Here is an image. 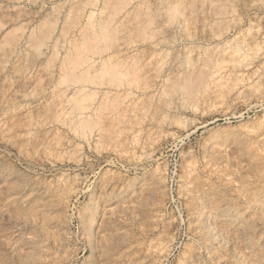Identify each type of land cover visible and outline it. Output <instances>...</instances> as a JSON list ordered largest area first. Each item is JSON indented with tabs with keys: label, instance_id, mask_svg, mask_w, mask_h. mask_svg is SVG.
Returning a JSON list of instances; mask_svg holds the SVG:
<instances>
[{
	"label": "rangeland",
	"instance_id": "obj_1",
	"mask_svg": "<svg viewBox=\"0 0 264 264\" xmlns=\"http://www.w3.org/2000/svg\"><path fill=\"white\" fill-rule=\"evenodd\" d=\"M89 1L92 20H107L104 32L83 46L92 31ZM162 1L0 0L8 11L0 13V46L6 44L0 47V264H264V214L254 205L264 198V99L206 101L202 78L189 93L169 89L185 96L169 111L153 74L157 54L169 48L155 46L147 27ZM172 1L171 10L190 13L195 28L174 45L182 62L201 58L202 67L205 59L226 56L220 52L226 40L263 36L264 0ZM16 6L31 16L19 40V22L4 23ZM49 28L56 41L51 83L33 76L22 97H11L17 82L10 73L21 66L25 44ZM117 53L128 56L119 65L126 76L103 74L119 60ZM27 56L36 59L35 52ZM67 56L71 67L88 56L111 59L103 72L71 71L61 80ZM70 83L89 92L65 91L72 113L81 114L78 122L52 105V88Z\"/></svg>",
	"mask_w": 264,
	"mask_h": 264
},
{
	"label": "bare ground",
	"instance_id": "obj_2",
	"mask_svg": "<svg viewBox=\"0 0 264 264\" xmlns=\"http://www.w3.org/2000/svg\"><path fill=\"white\" fill-rule=\"evenodd\" d=\"M13 1V0H12ZM153 1L154 3L157 0H150ZM161 1V0H158ZM174 1V0H173ZM172 1V2H173ZM213 1V0H212ZM209 1V2H212ZM224 1V0H223ZM226 1V0H225ZM234 1V0H233ZM232 1V2H233ZM20 2V1H19ZM27 2V1H26ZM131 2V1H130ZM135 2V1H134ZM142 2V1H140ZM216 2V1H215ZM218 2V1H217ZM244 2V1H243ZM248 2V1H246ZM13 3V2H12ZM28 3V2H27ZM127 3V2H126ZM219 3V2H218ZM240 3V2H238ZM242 3V2H241ZM250 3V2H249ZM32 4V3H31ZM39 4V3H38ZM107 4V2H106ZM141 4H145V1ZM158 4V3H157ZM162 10L159 12V15L155 17V21L152 23H147L149 26L148 29L151 30L156 36V41L154 43L155 46L159 47H166L169 48V50L162 51L161 53H158L155 68L153 72L155 80L160 84V93H164L167 95L164 97L162 100V103L169 109V111L174 109V105L176 102H184L183 100L185 99L184 93H172L171 91L169 92V89L174 88L175 86H178L179 89H184L185 92L189 93V87L191 83H197L198 79L202 81V92H205V99L206 101H213L214 103L218 105H223L228 102L235 101L237 99H242L244 100L248 99V97H254L257 100H263L264 99V61H261V63L256 67L255 70H253L250 74H245L243 71L247 70L248 68H252V65L257 62L258 59L263 58L264 59V32L263 36L259 38V40H256V38L253 36H250L248 38L242 36V40L239 42L235 41H229L226 40L225 42L222 43L220 47V52L223 53V55L226 54V56H220L215 58L214 60H211L210 58L207 60L205 59L204 62L202 61L201 65L204 67H208V70L206 74L202 73V67H199L197 65V62L201 59H194L193 62H182L178 58V53L174 45L176 44L177 41L181 40H188L189 37H191L192 29L193 27V18L191 17L190 13H184L180 11H175L171 10L173 9L170 6V3L168 0L162 1ZM179 4V3H178ZM213 4V3H212ZM220 4V3H219ZM225 4V3H224ZM237 4V3H236ZM257 4V3H256ZM5 5V4H4ZM25 5V4H24ZM40 5V4H39ZM88 5L90 6V11L88 13L89 21L91 22L88 24L90 26L89 29L90 31L87 36H85L83 41V46L87 41L94 39L104 32L105 25L107 18L104 16L105 21L101 22H95L93 18L94 16V11L91 8L94 3L92 1H89ZM215 5V3H214ZM240 5V4H239ZM246 5V3H245ZM8 6V5H7ZM44 6V5H43ZM126 7V5H123ZM151 6V5H150ZM157 6V5H156ZM181 6V5H180ZM229 6V5H228ZM247 6V5H246ZM38 7V6H37ZM97 7V6H96ZM146 7V6H145ZM148 7V6H147ZM174 7V6H173ZM177 7V6H176ZM215 7V6H214ZM225 7V6H224ZM223 7V8H224ZM238 7V6H237ZM248 7V6H247ZM9 8V7H8ZM15 8H18V12L14 16H8L5 18L4 23L9 24V23H16L19 22L22 27V32L20 36L18 37L17 40H19L22 37V33L27 30L28 28V21L31 16H27L24 13L20 12L21 6H16ZM153 8V7H152ZM151 8V9H152ZM157 8V7H156ZM175 8V7H174ZM185 8V7H184ZM218 8V7H217ZM92 9V10H91ZM102 9V7H101ZM131 9V8H130ZM129 9V10H130ZM147 9V8H146ZM226 9V8H225ZM224 9V10H225ZM234 9V8H233ZM6 6L0 5V13L5 12L7 13L8 11ZM28 10V9H27ZM154 9L153 11H155ZM189 10V9H187ZM214 10V9H213ZM211 10V11H213ZM216 14H217V9ZM222 10V9H221ZM228 10V9H227ZM241 10V9H240ZM98 11V10H97ZM126 11V10H125ZM146 11V10H145ZM192 11V10H191ZM229 11V10H228ZM232 11V10H230ZM243 11V10H241ZM35 12V11H34ZM110 12V11H109ZM129 12V11H128ZM188 12V11H187ZM193 12V11H192ZM195 12V11H194ZM219 12V11H218ZM223 12V11H221ZM38 13V12H37ZM86 13V12H85ZM103 12H100L102 14ZM225 13V12H223ZM109 14V13H108ZM114 14V13H113ZM112 14V15H113ZM195 14V13H194ZM194 14L193 17H194ZM227 14V13H226ZM33 15V14H32ZM65 15V13H64ZM214 15V14H213ZM38 16V15H37ZM66 16V15H65ZM121 16V15H120ZM123 16V15H122ZM143 14L141 15L142 18ZM146 17V15H144ZM143 16V17H144ZM212 16V15H211ZM223 16V15H221ZM231 16V15H230ZM237 16V14H236ZM63 17V16H61ZM144 17V18H145ZM148 17V16H147ZM214 17V16H213ZM226 17V16H225ZM225 17H223L225 19ZM1 18V17H0ZM37 18V17H36ZM41 18V17H40ZM39 18V20H40ZM44 18V17H43ZM121 18V17H120ZM140 18V19H141ZM151 18V16H150ZM157 18V19H156ZM212 19V18H211ZM229 19V18H228ZM236 19V17H235ZM1 20V19H0ZM37 20V21H39ZM111 20V19H110ZM113 20V19H112ZM195 20V19H194ZM218 20V18H217ZM36 21V20H35ZM137 21V20H136ZM199 21V20H198ZM230 21V20H229ZM237 21V20H236ZM108 22V21H107ZM228 22V21H227ZM40 23V21H39ZM86 23V22H85ZM128 23V22H126ZM196 23V22H195ZM263 23V22H262ZM41 24V23H40ZM133 24V23H131ZM136 24V23H135ZM197 24V23H196ZM195 24V25H196ZM234 24V23H233ZM38 25V23H37ZM51 25V24H50ZM55 25V24H54ZM86 25V24H85ZM84 25V26H85ZM112 25V24H111ZM115 25V24H114ZM205 25V24H204ZM10 26V25H9ZM12 26V25H11ZM15 26V25H14ZM13 26V27H14ZM40 26V25H39ZM134 26V25H133ZM211 26V25H210ZM253 26V25H252ZM16 27V26H15ZM19 27V26H18ZM42 27V26H41ZM40 27V28H41ZM47 27V26H46ZM107 27V26H106ZM146 27V28H147ZM196 27V26H195ZM17 28V27H16ZM36 28V27H35ZM56 28V27H55ZM224 28V27H223ZM6 29V28H5ZM8 29V28H7ZM39 29V28H37ZM42 29V28H41ZM48 29V28H47ZM145 29V28H144ZM195 29V28H194ZM193 29V30H194ZM238 29V28H237ZM36 30V29H35ZM86 30V29H85ZM109 30V29H108ZM198 30V29H197ZM263 30V29H262ZM12 31V30H11ZM16 32L19 31V28L15 30ZM14 31V32H15ZM21 31V30H20ZM31 31V30H30ZM29 31V32H30ZM87 31V30H86ZM128 31V30H127ZM249 31V30H248ZM32 32V31H31ZM37 33V30L35 31ZM82 32V31H81ZM107 32V31H106ZM105 32V33H106ZM146 32V31H145ZM149 32V31H148ZM147 32V33H148ZM149 32L150 34H152ZM246 32V30H245ZM4 33V32H3ZM12 33V32H11ZM39 33V32H38ZM56 33V32H55ZM240 33V32H239ZM19 34V33H18ZM32 34V33H31ZM126 34V33H125ZM153 34V35H154ZM252 34V33H251ZM255 34V33H254ZM3 35V34H1ZM35 35V34H34ZM257 35V34H256ZM18 36V35H16ZM38 36V35H37ZM54 30L49 28L44 34H40L39 37L35 38L34 42H30L28 44H25V48L22 54V56H19V61L21 63L18 64L20 67L17 70L12 71L10 73V77L14 79L17 82V86L15 89L11 90L10 96L14 98H20L23 96L24 88L28 87L33 84L34 78L33 76L37 77V80L40 81L45 86H48L51 83L52 77L50 73V66L49 61L52 59V56L56 54L54 52L55 50V39H54ZM103 37V34L101 35ZM194 36V35H193ZM200 36V35H199ZM207 36V34H206ZM227 36V35H226ZM245 36V35H244ZM6 37V36H4ZM32 37V35H31ZM34 37V36H33ZM119 37V36H118ZM124 37V36H123ZM153 38V36H151ZM216 37V36H215ZM234 37V36H233ZM237 37V36H236ZM7 38V37H6ZM10 38V37H9ZM16 38V37H15ZM57 38V37H56ZM200 38V37H199ZM212 38V37H211ZM223 38V37H222ZM238 38V37H237ZM3 39V38H2ZM13 38H10V40ZM26 39V38H25ZM29 39V37H28ZM68 39V38H67ZM66 39V40H67ZM103 39V38H102ZM231 39V38H230ZM7 40V39H6ZM74 40V39H73ZM225 40V39H224ZM5 41V40H4ZM16 41V40H15ZM14 41V43H15ZM23 41V40H22ZM62 41V40H61ZM125 41V40H124ZM217 41V40H216ZM3 42V41H2ZM13 42V41H11ZM25 42V41H24ZM121 42V41H120ZM129 43V42H128ZM149 43V42H148ZM214 43V42H213ZM18 44V43H17ZM20 44V43H19ZM18 44V45H19ZM191 44V43H190ZM6 46V44H4ZM8 45V43H7ZM17 45V46H18ZM59 45V44H58ZM80 45V44H79ZM4 46V48H5ZM13 44H10L9 47L7 48V51H9L7 54L9 55L11 53V50L14 49ZM24 46V45H23ZM74 48L75 45H73ZM82 46V45H81ZM79 46L80 48H82ZM115 46V45H114ZM142 46V45H141ZM198 46V45H197ZM210 46V45H209ZM1 47V46H0ZM22 47V46H21ZM78 47V48H79ZM2 48V47H1ZM2 48V50L4 49ZM62 48V47H61ZM68 48V47H67ZM151 48V47H150ZM197 48V47H196ZM19 49V48H18ZM71 49V47H70ZM124 49V48H123ZM162 49V48H161ZM184 49V48H183ZM198 49V48H197ZM1 50V52H2ZM63 50V49H61ZM72 50V49H71ZM155 50V49H154ZM20 51V50H19ZM59 51V50H58ZM76 51V50H75ZM85 51V50H84ZM81 50V52H84ZM100 51V50H99ZM97 51V52H99ZM112 51V50H111ZM198 51V50H197ZM208 51V50H207ZM0 52V54H1ZM32 52L36 53V59L34 60H28L27 58L28 54H31ZM62 52V51H61ZM86 52V51H85ZM96 52V53H97ZM128 52H131L128 50ZM183 52V51H182ZM13 53V52H12ZM65 53V52H64ZM63 53V54H64ZM75 53V52H74ZM189 53V52H188ZM191 53V52H190ZM202 53V52H201ZM216 53V51H215ZM76 54V53H75ZM79 54V53H78ZM77 54V55H78ZM111 54V52H110ZM120 53H117L118 55ZM128 54V53H127ZM204 54V53H203ZM4 55V54H3ZM13 55V54H12ZM67 55V54H66ZM69 55V54H68ZM81 55V54H80ZM187 56V54H185ZM184 55V56H185ZM216 55V54H215ZM2 56V55H1ZM10 56V55H9ZM84 56V55H83ZM82 56V57H83ZM90 56V55H89ZM87 57L84 59V61H81L79 64H73L71 67L70 65V55L69 57L67 56V59H64L65 61L62 63V68L60 69V74H61V80L67 75H69V72H73L74 75L78 73H84L85 75L91 74V72L95 71H102L103 72V67L106 63H108V59L110 60L111 57H99V60L97 61L96 58L93 57ZM140 56V55H139ZM149 56V55H148ZM182 58V55H180ZM209 56V55H208ZM15 57V56H13ZM114 57V56H113ZM116 57V56H115ZM119 60L114 64V66L110 69H105L106 71L103 74L111 73L112 75L116 76H124L125 75V70L124 69H119L120 64H122L121 59L125 60L124 58H127L128 56L124 55H118ZM117 58V57H116ZM148 58V57H147ZM155 58V57H154ZM75 58L72 60L74 61ZM83 59V58H81ZM115 59V58H114ZM113 59V60H114ZM139 59V58H138ZM3 60V59H2ZM6 60V59H5ZM11 60V59H10ZM116 60V59H115ZM135 60V59H134ZM72 61V63H73ZM12 62H14L12 60ZM110 62V61H109ZM152 62V61H150ZM259 62V61H258ZM114 63V62H112ZM136 63V62H135ZM144 63V62H142ZM146 63V62H145ZM4 64V63H3ZM111 64V63H110ZM70 65V66H69ZM109 65V64H107ZM112 65V64H111ZM140 65V64H139ZM17 67V66H16ZM55 67V66H54ZM255 67V66H254ZM105 68V67H104ZM2 69V68H1ZM0 69V70H1ZM147 69V68H146ZM14 70V69H13ZM56 71V70H55ZM131 71V70H130ZM9 73V72H8ZM109 73V74H110ZM4 74V73H3ZM102 74V73H100ZM111 75V76H112ZM137 75V74H136ZM205 75V76H204ZM73 77L72 75H70ZM82 76V75H81ZM93 76V75H92ZM103 76V75H102ZM126 76V75H125ZM139 76V75H138ZM59 77V76H58ZM59 77V78H60ZM95 77V76H94ZM108 77V76H107ZM2 78V77H1ZM75 78H80L75 77ZM110 78V77H109ZM74 79V77L72 78ZM61 80L58 82L60 85ZM81 80V79H80ZM90 80V79H89ZM96 80V79H95ZM197 80V81H196ZM114 81V80H113ZM112 81V82H113ZM99 82V81H98ZM111 82V84H112ZM116 82V81H115ZM86 83V82H84ZM89 83V82H88ZM87 83V84H88ZM108 83V82H107ZM155 83V82H154ZM35 84V83H34ZM92 84V82H91ZM94 84V83H93ZM99 84V83H98ZM105 84V83H104ZM135 84V83H134ZM198 84V83H197ZM196 84V85H197ZM97 85V84H96ZM110 85V84H109ZM139 85V83H138ZM141 85V84H140ZM189 85V86H188ZM192 85V84H191ZM195 85V88H196ZM57 86V85H56ZM137 86V85H136ZM142 86V85H141ZM158 86V85H157ZM188 86V87H187ZM194 86V85H193ZM199 86V85H198ZM146 87V86H145ZM153 87V86H152ZM49 89V88H48ZM68 89H72L73 93L75 94H81L84 95L87 93L86 91V86L84 85H75L74 83H70L65 85L64 87H53L51 90V100H52V105L55 110H58L61 112V114H66L69 116L70 120L74 122L80 121L82 119L81 114H73L72 110L74 108L73 103L69 102L70 101V96L65 95V91ZM140 90V89H138ZM42 91V90H41ZM133 92V91H132ZM89 93V92H88ZM87 93V94H88ZM72 94V93H70ZM86 94V95H87ZM141 94V93H140ZM157 94V93H156ZM133 95V94H132ZM190 95V94H189ZM130 96V95H129ZM154 96V95H153ZM188 96V94H187ZM204 96V95H203ZM25 97V96H24ZM42 97V96H41ZM99 98V97H98ZM154 98V97H153ZM82 99V98H81ZM125 99V98H124ZM190 99V98H189ZM188 99V100H189ZM255 99V100H256ZM21 100V99H20ZM50 100V101H51ZM84 100V99H83ZM154 100V99H153ZM192 100V99H191ZM190 100V101H191ZM157 101V99H156ZM36 102V101H35ZM130 102V101H129ZM194 102V101H193ZM195 103V102H194ZM75 105V104H74ZM227 105V104H226ZM179 106V105H178ZM214 106V104H213ZM181 107V105H180ZM220 107V106H219ZM189 108V107H188ZM215 108V107H213ZM79 111V110H78ZM221 111V110H220ZM29 113V112H28ZM180 113V112H179ZM182 113V112H181ZM172 114V113H171ZM57 115V114H56ZM177 115V114H176ZM175 115V116H176ZM179 117V116H178ZM67 118V117H66ZM62 119V118H61ZM87 119V118H86ZM93 119V118H92ZM167 120V119H166ZM170 122V121H169ZM87 123H89L87 121ZM67 124V123H66ZM80 124V123H79ZM86 124V123H85ZM92 124V123H91ZM145 124V123H144ZM152 124V123H151ZM75 126V125H74ZM94 126V124H93ZM155 126V125H154ZM2 128V127H1ZM83 129V128H82ZM263 129V128H262ZM153 130V129H152ZM31 133V132H30ZM242 133V132H241ZM263 133V132H262ZM79 134V133H78ZM168 135V134H167ZM74 136V134H73ZM89 136V134H88ZM259 136V135H258ZM252 137V136H251ZM134 140V139H133ZM65 141V140H64ZM136 142V141H135ZM65 143V142H64ZM69 143V142H68ZM259 145V144H258ZM138 146V145H137ZM264 146V145H263ZM64 148V147H63ZM62 148V149H63ZM61 149V148H60ZM61 149V150H62ZM264 149V148H263ZM71 152V151H70ZM148 154V153H147ZM40 156V155H39ZM42 157V156H41ZM48 159V158H47ZM144 160V159H143ZM39 162V161H38ZM39 164V163H38ZM41 164V163H40ZM83 167V166H82ZM194 169V168H193ZM145 170V169H144ZM29 171V169H28ZM150 177V176H149ZM191 181V180H190ZM255 181V180H254ZM150 183V182H149ZM154 185V184H153ZM159 185V184H158ZM244 185V184H243ZM107 186V185H106ZM145 193V192H144ZM159 195V194H158ZM139 200V199H138ZM260 201V203H254V205H262L260 206V213L264 214V198L262 199H256L254 202ZM224 205V204H223ZM226 205V204H225ZM253 205V204H252ZM228 207V206H227ZM254 206H250L252 208ZM120 208V207H119ZM218 210V208H216ZM221 210V209H220ZM227 211V210H226ZM231 211V210H230ZM234 211V210H233ZM222 212V211H221ZM239 212V211H238ZM219 213V212H218ZM238 214V213H237ZM244 217V216H243ZM201 218V217H200ZM203 218V217H202ZM234 218V217H233ZM224 219V218H223ZM228 220V218L226 217ZM239 219V217H238ZM116 220V219H115ZM194 220V219H193ZM225 220V219H224ZM241 220V219H240ZM234 222V221H233ZM134 223V222H133ZM235 224V223H233ZM254 225V224H253ZM231 226V225H230ZM261 227V226H260ZM128 228V227H127ZM116 230V229H115ZM256 231V230H255ZM248 232V231H247ZM125 233V232H124ZM233 234V233H232ZM252 234V233H251ZM264 234V233H263ZM244 235V234H243ZM98 237V236H97ZM246 239V238H245ZM196 240V239H195ZM253 241V240H252ZM264 241V240H263ZM197 242V241H196ZM243 242V241H242ZM261 241H259L260 244ZM218 244V242H216ZM256 244V243H254ZM253 245V244H252ZM220 246V245H219ZM193 247V246H192ZM205 247V246H204ZM256 245H255V250H256ZM205 249V248H204ZM254 249V248H253ZM260 249V247H259ZM236 250V249H235ZM252 250V249H251ZM200 251V249L198 250ZM262 251V250H261ZM264 251V250H263ZM264 253V252H262ZM223 254V253H222ZM253 254V253H252ZM257 254V253H256ZM205 256V255H204ZM263 256V255H262ZM248 257V256H247ZM256 258V256L254 255ZM234 258V257H233ZM250 258V257H249ZM247 258V259H249ZM259 258V256H258ZM257 258V259H258ZM264 259V258H261ZM234 260V259H233ZM255 259H253L254 261ZM123 261V260H122ZM187 261V260H186ZM211 261V260H210ZM238 262V261H236ZM252 263V262H251Z\"/></svg>",
	"mask_w": 264,
	"mask_h": 264
}]
</instances>
